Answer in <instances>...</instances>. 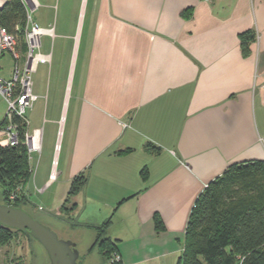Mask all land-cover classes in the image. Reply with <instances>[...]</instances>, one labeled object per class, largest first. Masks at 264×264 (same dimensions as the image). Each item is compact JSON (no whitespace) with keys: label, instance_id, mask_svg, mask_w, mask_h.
Instances as JSON below:
<instances>
[{"label":"crops","instance_id":"0c3cea01","mask_svg":"<svg viewBox=\"0 0 264 264\" xmlns=\"http://www.w3.org/2000/svg\"><path fill=\"white\" fill-rule=\"evenodd\" d=\"M47 1L34 21L51 31L40 47L50 61L32 73L26 115L41 153L22 206L59 221L48 225L64 240L68 226L111 219L121 264L182 254L208 185L264 160V0Z\"/></svg>","mask_w":264,"mask_h":264},{"label":"trees","instance_id":"16d2710c","mask_svg":"<svg viewBox=\"0 0 264 264\" xmlns=\"http://www.w3.org/2000/svg\"><path fill=\"white\" fill-rule=\"evenodd\" d=\"M26 23V9L20 0H9L0 11V25L22 41V50H26ZM244 46L247 54V42ZM16 122L22 132L20 146L0 147V184L6 203L10 194L32 176L27 147L23 144L27 126L22 120ZM86 182L84 174L74 179L62 209ZM8 205L19 207L22 199ZM111 223L109 219L97 228L100 241L91 249L92 252L97 246L101 248L107 262L119 254L116 245L105 237ZM156 225L158 230L163 229L158 219ZM12 232L0 225V247L8 243ZM179 264H264V160L232 165L199 196L190 215Z\"/></svg>","mask_w":264,"mask_h":264},{"label":"built area","instance_id":"2783aa9c","mask_svg":"<svg viewBox=\"0 0 264 264\" xmlns=\"http://www.w3.org/2000/svg\"><path fill=\"white\" fill-rule=\"evenodd\" d=\"M9 0H0V11ZM24 5L27 13V23L24 31V42L26 50L24 53L20 50V44L17 36L8 32L7 29L0 25V94L7 103V110L3 124L0 123V147H18L21 144L22 132L20 125L16 120H22L23 125L27 126V111L37 100V96L32 91V73L39 63H48V56L40 53L41 36L47 32L41 29L34 21V14L41 6L39 0H20ZM18 30V27H17ZM9 53L15 62L12 76L5 79L1 76L2 60ZM21 61L23 66L21 67ZM23 144L27 147L29 159L32 154L41 153V143L39 137L30 135L25 130ZM57 174L53 173L48 185L53 183ZM41 190L40 192H43ZM10 200L16 201L15 194H11ZM120 262V257L114 255L110 264Z\"/></svg>","mask_w":264,"mask_h":264},{"label":"rangeland","instance_id":"374dc122","mask_svg":"<svg viewBox=\"0 0 264 264\" xmlns=\"http://www.w3.org/2000/svg\"><path fill=\"white\" fill-rule=\"evenodd\" d=\"M61 4H63L64 0H60ZM78 0H71L70 6L74 7ZM41 6L43 7L47 0H39ZM86 2L88 3V8H91L93 5L97 4V0H82V7L86 6ZM56 3V0L54 1ZM38 14V13H37ZM37 14L34 16V19L37 20ZM89 18V14H88ZM25 41V40H24ZM22 42V41H21ZM21 42H19L21 46ZM15 62L11 58V55L7 53L2 60V72L1 76L5 79H9L12 76L13 68ZM23 66V61H21V67ZM7 110V103L0 94V114H3V118L5 117ZM2 118V119H3ZM1 123V122H0ZM46 155H43L41 158V166L44 165ZM23 187H19L14 190L11 194H15L18 198H22ZM10 194V195H11ZM41 197V196H40ZM15 201L9 199V203H6L5 196L3 194V188L0 184V205H8L13 204ZM21 206V205H20ZM36 220L42 222L46 226H52L54 229L55 227H60V222L53 220V219H44L45 213L42 209H28L27 210ZM49 223V225H48ZM69 232L67 235H71V241L75 244L76 249L80 254L79 264H104L108 263L106 259H104L103 253L101 252V248L98 246L93 249L90 254L89 260L85 257L87 251L92 249V244L94 243L95 237L97 235L96 230L94 228L90 229H79L75 226H68ZM51 228V227H50ZM53 230V229H52ZM60 237H64L63 232L60 231ZM9 241L3 247H0V264H51L49 256L44 249V247L37 242V240L31 236L29 233H21V232H12L9 236ZM70 240V239H69ZM181 254L170 255L166 258H163L157 261L154 264H179ZM114 257V256H113ZM104 263H101V262Z\"/></svg>","mask_w":264,"mask_h":264},{"label":"water","instance_id":"95a60500","mask_svg":"<svg viewBox=\"0 0 264 264\" xmlns=\"http://www.w3.org/2000/svg\"><path fill=\"white\" fill-rule=\"evenodd\" d=\"M0 225L21 233H29L46 250L51 264H79L80 254L71 240H64L24 207L0 205Z\"/></svg>","mask_w":264,"mask_h":264},{"label":"flooded vegetation","instance_id":"af4514ba","mask_svg":"<svg viewBox=\"0 0 264 264\" xmlns=\"http://www.w3.org/2000/svg\"><path fill=\"white\" fill-rule=\"evenodd\" d=\"M57 233H58V235H60L59 233V231H56ZM96 233H97V235H96V238H95V240H94V243H93V246L96 244V243H98L100 240H99V234H98V231H96ZM61 236V235H60ZM103 236H104V234H103ZM105 237H106V235H105ZM104 238V237H103ZM107 238V237H106ZM91 252V249H90V251H88V253H90ZM89 256H90V254H88V260H89ZM81 259V258H80Z\"/></svg>","mask_w":264,"mask_h":264}]
</instances>
